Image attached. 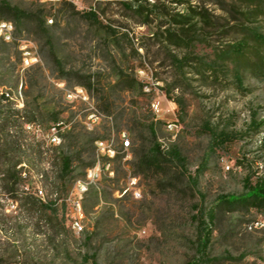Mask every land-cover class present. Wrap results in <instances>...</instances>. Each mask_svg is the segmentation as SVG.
<instances>
[{"label": "rangeland", "instance_id": "rangeland-1", "mask_svg": "<svg viewBox=\"0 0 264 264\" xmlns=\"http://www.w3.org/2000/svg\"><path fill=\"white\" fill-rule=\"evenodd\" d=\"M2 1L29 17L44 9L49 26L46 36L29 19L13 42L0 37V254L34 264H80L91 255L85 264H187L196 255L198 211L215 207L221 195H241L246 178L264 177V75L246 70L239 85L216 64L220 51L241 38L230 28L241 21L230 12L231 1ZM201 9L211 15L209 26L198 17ZM91 10L96 19L87 16ZM175 19L190 21L195 33L177 39L182 28ZM22 40L37 50L32 66L23 63ZM214 63L217 70L208 71ZM76 87L86 89L87 101L66 97ZM153 101L161 104L158 114ZM55 116L60 144L49 139ZM176 119L179 128L166 130ZM138 121H155L158 139L176 147L180 160L163 156L143 167L136 150L146 153L150 137L141 130L133 143ZM212 132L234 138L214 145ZM124 135L131 142L127 150L121 149ZM100 139L113 140L119 151L113 175L104 173L83 193V230L74 231L68 201L79 197L78 182L94 165ZM9 141L18 145L7 156ZM65 154L73 157L67 177ZM15 166L24 178L18 200L5 182L6 170ZM25 194L55 201L57 221L40 213L39 204L26 205ZM209 255L210 264H264V212L219 208Z\"/></svg>", "mask_w": 264, "mask_h": 264}, {"label": "trees", "instance_id": "trees-1", "mask_svg": "<svg viewBox=\"0 0 264 264\" xmlns=\"http://www.w3.org/2000/svg\"><path fill=\"white\" fill-rule=\"evenodd\" d=\"M227 0H221V2H226ZM232 14H237L240 16V23L231 25L236 33L241 34V38L235 43L229 45L227 48L220 51L218 54L217 62L224 64V69H228L229 72L233 73L234 78L239 85L244 83V71L252 70L259 74L264 75V0H230ZM64 6H71V3L63 2ZM246 7V10H240L242 7ZM225 10V9H224ZM192 14L196 11L192 10ZM88 17L97 18L95 10L86 12ZM198 14L199 19L204 25L209 26L211 24L212 18L208 9H201ZM0 18H6L9 21L12 20L15 24L16 33H21L23 31V25L29 19L35 24L38 31L42 32L47 36L48 24L44 19L45 10L39 9L35 11L30 17L27 16V10L21 9L16 5H11L6 1L0 3ZM186 17V16H183ZM262 18V19H261ZM176 23L181 26V32L177 39L180 41H185L192 34L195 33L193 24L190 21H185L182 19H175ZM246 20L250 21L252 24L247 25ZM176 36V37H177ZM208 71H216L217 67L214 64H208ZM140 85V84H139ZM52 127L58 126L60 129V121L57 116L52 119ZM1 124V123H0ZM51 127V128H52ZM146 130L150 137V149L145 152H140L136 150V156L140 157V164L143 167L152 168L156 165L158 158L168 157V159L176 158L180 160L181 155L176 147H169L168 150L162 149V143L157 137L156 122L152 121L146 125H140V121L131 128L133 132V143L136 144L140 140L139 131ZM213 144H225L233 138L228 137L224 133L212 132ZM131 144V142H130ZM18 145V141L7 142L4 146L5 155H9L13 150V146ZM0 147L1 143H0ZM17 149H15L16 152ZM73 157L69 154L62 156V175L63 177L70 176L73 172ZM23 171L16 169V166L10 170L9 168L5 172V182L7 190L14 195L13 198L18 200L19 186L24 181L22 177ZM31 195L25 194L21 199H24L26 205L36 208L38 204L40 205L38 211L40 213L48 214L50 222L53 223L57 221V208L55 201H48L43 203L42 201H35ZM237 206H242L244 208L254 207L261 209L264 212V177H258L255 182L251 180L250 177L246 178L244 181V192L239 196L234 195H221L219 201L215 207L208 210L200 209L195 215V222L197 224V243H196V255L187 264H210L214 261L209 255V249L213 239V232L215 223L217 220V214L219 208H234ZM70 223V220H69ZM4 254H0V264H34L30 260H16L14 257L12 259H5ZM90 258H95L94 255L84 256V260L80 264H85Z\"/></svg>", "mask_w": 264, "mask_h": 264}, {"label": "built area", "instance_id": "built-area-1", "mask_svg": "<svg viewBox=\"0 0 264 264\" xmlns=\"http://www.w3.org/2000/svg\"><path fill=\"white\" fill-rule=\"evenodd\" d=\"M41 2H45L51 5H56L57 3H63L68 2L72 4H78L80 0H40ZM49 23H53V19L48 20ZM0 32H2V39L6 42H13L15 40V26L14 24L9 22H1L0 21ZM20 50L23 56V63L25 66H32L36 64L39 61V56L37 53L36 48L34 45L28 41V40H22ZM148 88L147 85H145V89ZM65 95L68 99H81L84 101L88 100V94L84 87H76L74 90H66ZM152 110L155 113H160L162 110L161 104L158 101H153L151 103ZM98 118L95 114H91L89 116V119ZM165 128L171 129V132H175L179 128L178 120H172L167 121L165 124ZM125 137V135H124ZM50 142L53 144H60L61 138L58 134V126H54L51 128V134L49 136ZM162 143V149L168 150L169 146H167L163 141H160ZM130 141L125 137L123 140V143L121 145L122 150H127L130 147ZM95 147H96V161L92 167H90L87 170L86 178L85 180L79 181V182H89V181H98L102 177V162H107V155L110 154V149H116L113 140H96L95 141ZM119 151L117 150V154ZM109 174L113 175L112 170V162H109ZM79 182H78V193L79 197L77 199H69V203L71 205V215H70V226L74 231H82L83 226L81 224L80 218L82 217V210H79L77 208V200H81L82 198V191L79 190ZM129 182L131 183L132 189L135 188V185L137 184V179L134 176H129ZM129 190V188H126L124 190V193H126ZM135 196H139V193H137L136 189H134Z\"/></svg>", "mask_w": 264, "mask_h": 264}, {"label": "bare ground", "instance_id": "bare-ground-1", "mask_svg": "<svg viewBox=\"0 0 264 264\" xmlns=\"http://www.w3.org/2000/svg\"><path fill=\"white\" fill-rule=\"evenodd\" d=\"M1 22H9V21H1ZM0 37L2 38V32H0ZM166 130L171 132V129L169 128H166ZM116 153H117L116 149H110V154L107 155V162H102V174L109 173V162H113ZM95 182L96 181L80 182L79 190L82 191V193H85L86 191H88L89 185ZM77 208L81 210V204L79 200H77Z\"/></svg>", "mask_w": 264, "mask_h": 264}]
</instances>
